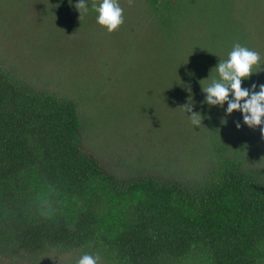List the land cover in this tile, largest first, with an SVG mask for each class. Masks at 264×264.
Wrapping results in <instances>:
<instances>
[{"label": "trees", "instance_id": "16d2710c", "mask_svg": "<svg viewBox=\"0 0 264 264\" xmlns=\"http://www.w3.org/2000/svg\"><path fill=\"white\" fill-rule=\"evenodd\" d=\"M4 1L0 264H264V137L202 92L237 43L264 69V0H133L145 37L107 32L93 0L80 19L79 0H13L10 24ZM103 33L116 52L86 74ZM118 78L135 95L107 99Z\"/></svg>", "mask_w": 264, "mask_h": 264}, {"label": "clouds", "instance_id": "9594fccd", "mask_svg": "<svg viewBox=\"0 0 264 264\" xmlns=\"http://www.w3.org/2000/svg\"><path fill=\"white\" fill-rule=\"evenodd\" d=\"M132 2L133 0H128L129 5ZM75 8L80 13V19L89 10L87 0H79ZM92 8L98 13L97 23L109 33L118 31L125 22L124 9L119 0H99V3L93 0ZM215 69L219 79H213L207 87H202V92L206 93L204 103L221 108L227 103L228 115L234 111H240L243 114L244 124L252 129L260 127L261 135L264 137V85L259 86L258 92L255 90L257 87L255 84L252 85L251 90L242 88V80L249 79L254 73L264 71L261 69L260 53L237 43L228 53V58L219 61ZM257 69L260 71H256ZM188 91H191L190 88ZM230 95L232 99H229ZM192 104L191 100L180 108L186 113H192L189 116L191 123L200 127L203 117L193 111ZM236 127L237 129L241 127L239 122L236 123ZM51 211V208L47 207V211L42 214L50 215ZM76 264H101V257L99 254H84L76 261Z\"/></svg>", "mask_w": 264, "mask_h": 264}, {"label": "rangeland", "instance_id": "374dc122", "mask_svg": "<svg viewBox=\"0 0 264 264\" xmlns=\"http://www.w3.org/2000/svg\"><path fill=\"white\" fill-rule=\"evenodd\" d=\"M12 1L13 0H5L4 1V4L6 5V9H5L4 12H5V14H9L10 15L9 24L12 22L11 14H13V12H14V7H12V5H14V3ZM122 4H124V6H125L123 8L124 9V20H126L128 22V24L126 25V28H127L126 31L127 32L134 31L135 33L138 31V33L140 35H143V37L148 35L151 31H149V29H147V31L145 32L146 24L143 23V24H140V25H135L136 23L141 21L140 19H142L143 16L139 17V19L130 18L133 15V13H131L130 10L126 9V8L129 7L128 0H123ZM127 15H128V17H126ZM114 34L119 35V33H117V32L112 33L113 36H114ZM109 38L110 37L106 36V34L103 33L100 36V40L97 42L98 46H95V47H93V45L89 43V40L86 41V44L88 46L87 48L90 49V51L84 50V51L87 52L86 64L84 65V68H83V71L85 73L88 71L89 68L98 69V68L101 67L100 73L102 71H106L107 66H103L102 67L100 65V60L97 58V56H98V53H99V56H102L103 54L110 55V54H113V52H116L115 51V47L117 45H116V43L113 44L110 41ZM79 47H80L79 50H81L82 45H79ZM45 52H46L45 50H42V51L39 50L34 55V57L35 58L41 57V56L44 55ZM116 55H118V54H116ZM95 63L97 65H95ZM113 68H115V67H113ZM88 74H89V72H88ZM118 79L113 84L111 83V86H109L110 88L106 92V95L108 96L107 99H109L111 101H115L117 99L128 98V97H132L133 95H135L136 89L132 88L133 87L132 86L130 88V90L127 89L126 92H128V95L125 97L126 92H125L124 87L122 85L123 80L121 78H118ZM126 86L128 87V85H126Z\"/></svg>", "mask_w": 264, "mask_h": 264}]
</instances>
